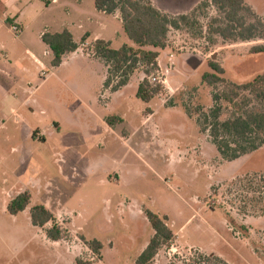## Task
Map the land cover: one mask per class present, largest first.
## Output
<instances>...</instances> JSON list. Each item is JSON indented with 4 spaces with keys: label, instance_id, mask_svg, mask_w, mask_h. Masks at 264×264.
I'll return each instance as SVG.
<instances>
[{
    "label": "rangeland",
    "instance_id": "obj_1",
    "mask_svg": "<svg viewBox=\"0 0 264 264\" xmlns=\"http://www.w3.org/2000/svg\"><path fill=\"white\" fill-rule=\"evenodd\" d=\"M202 1L151 0L171 16L190 15ZM76 2L60 0L46 7L33 0L31 16L21 20L23 35L19 29L13 31L19 35H11L29 41L45 64L24 60L30 73L22 75V82L34 115L26 108L22 113H27L30 129H40L46 141H32L18 130L6 140L15 130L12 122L7 131H0V177L7 179L3 185L0 178V264H74L78 257L95 264H135L154 234L145 210L166 217L174 234L154 264H181V258L194 252L218 256L228 264H264V198L256 192L258 178L251 191L247 183H236L264 175V147L226 162L208 134L200 133L195 113L207 112L213 106L212 93L226 87L202 82L208 61L224 69L228 84L240 85L264 73V54H250L264 40L233 43L209 36L207 26L220 14L214 7L199 10L187 28L170 29L167 47L160 52L154 76L164 80L165 91L150 103L137 99L136 85L143 78L137 72L129 88L108 104L102 62L80 51L63 57L53 70L51 54L43 55L39 34L45 30L66 29L82 51L91 46L80 40L88 31L91 43L100 31L85 21L87 14H97L94 2ZM245 3L264 19V0ZM100 17L107 24L102 33L111 48L131 44L121 24ZM108 116L125 121L107 130ZM29 182V206L10 216L7 204ZM35 205H44L54 215L65 231L63 240L52 242L44 229L32 226L29 211ZM91 240L103 246L100 260L84 244Z\"/></svg>",
    "mask_w": 264,
    "mask_h": 264
},
{
    "label": "trees",
    "instance_id": "obj_2",
    "mask_svg": "<svg viewBox=\"0 0 264 264\" xmlns=\"http://www.w3.org/2000/svg\"><path fill=\"white\" fill-rule=\"evenodd\" d=\"M42 1L47 4L46 0ZM93 1L98 12L105 15L119 14L123 32L134 45V47L123 45L119 49H113L109 42L96 40L84 50V53L100 60L106 67L102 91L118 92L128 85L134 73L140 72L144 78L139 83L135 96L143 103H150L165 91L163 84L153 85L149 79L159 73V51L167 47L170 29L179 30L182 26L187 28L192 23V16L199 10L206 11L214 7L220 14L209 22L206 30L209 36L216 35L224 41L233 43L264 40V19L258 17L245 0H203L190 15L177 16L159 11L151 0ZM41 39L52 52L53 68H58L65 55L74 53L79 48L72 34L66 29L53 34L46 32ZM84 41L83 38L81 44ZM250 54H264V45L252 47ZM207 65L209 71L202 74V82L213 88L218 84H224L226 87L223 91L212 93L213 106L207 112L195 110L198 114V127L200 133L208 134L211 144L224 161L234 162L264 147V73L240 85L228 84L223 77L225 71L218 63L208 61ZM105 122L109 127H113L121 123L122 119L108 116ZM257 178L260 184L258 189L254 183ZM237 182L247 183V190L251 191L250 186H252L264 198V175L257 177L255 174L252 177L238 179ZM30 202L31 193L25 191L11 199L6 210L10 216H17L26 210ZM209 206L214 208L212 203ZM144 215L154 234L135 264H154L159 251L163 247L170 246L174 234L166 224V217H161L150 210H145ZM29 217L32 226L44 229L48 240L59 242L64 239V229L44 205L33 206L29 211ZM48 224H51V227L47 228ZM84 244L97 260L101 259L100 251L103 246L99 241H84ZM194 253L189 258H181L180 263L228 264L218 256ZM74 264H95V262L78 257Z\"/></svg>",
    "mask_w": 264,
    "mask_h": 264
},
{
    "label": "crops",
    "instance_id": "obj_3",
    "mask_svg": "<svg viewBox=\"0 0 264 264\" xmlns=\"http://www.w3.org/2000/svg\"><path fill=\"white\" fill-rule=\"evenodd\" d=\"M32 1L33 0H0V25H1L0 26V131H2L4 129L7 131V129H8L7 125L9 126V123L12 122L13 125L15 126V128H14L15 130H12V132H9V133H11V135L7 134V137H5L6 140H11L10 137H14L16 134V131L18 130L17 133H19V131H22L24 136L28 139H31L32 141L45 142L46 137L44 136V133L38 128L35 130H32V128L30 129V125H29L30 123L26 119L27 113L26 112H25V114L22 113V110L24 108H26V110L28 112H30L32 116L34 115V112H33L34 109L31 108L26 103L27 99L29 98V95H27L28 92L24 89V85L22 82V80H23L22 75L25 74L27 77V75L30 73L28 67L25 66L24 60L29 59L30 61L33 62V65L40 66V67H42L45 64L42 61V59L39 58V54L36 53V51L31 46L29 41H25V40H21V39H11V35L12 34L15 35V33H13V31H11V27L13 25L17 26L18 29L20 30L19 34L23 35V25L21 24V20L23 18L29 19V17L31 16L29 9H30V5H31ZM46 2H47V4L45 2H44V4L47 7L48 5L59 3L60 0H46ZM76 3L79 5L80 0H77ZM64 7H65V9L67 8V6H64ZM80 12H81V14L83 13V11L79 10V13ZM96 12L98 15L89 13V14H87L86 19H85L86 23H88L90 26L96 25V27H98V29L100 30L99 32H97L94 35L93 42L96 40H103L105 42H109L110 46H111V41L107 40L102 33V32H106L107 24L105 23V21L100 16H104L105 14L102 12H98L97 10H96ZM105 16L107 18L108 17L111 18L112 20L116 21L118 24L122 25L118 13H115L114 15H105ZM122 30H123V28H122ZM46 32L47 31L45 30V31L40 32V34H39V38H40V40L43 44V47H44V49L42 50L43 55L48 56V53H50L52 58H53L52 52L50 51L49 47L47 45H45L41 39L42 35ZM19 34H17V35H19ZM51 34H53V33H51ZM17 35H15V36H17ZM90 35H91V33L87 31L84 33L83 38L85 39L86 42H88L89 44H92L93 42H91V43L89 42ZM82 39L80 40V42L82 41ZM129 42L131 43L130 45H128V44H125V45L134 47V45L132 44V42L130 40H129ZM78 46H79V44H78ZM82 50H81V48H78V50L76 52L81 51L84 55L88 56L91 59H94L90 55L84 53V51H82ZM162 51L163 50H160L159 53ZM76 52H74V53H76ZM71 54H73V53H71ZM67 55H70V54H67ZM67 55H65V56H67ZM160 57H161V54L158 57V62H159ZM94 60H98V59H94ZM51 61H52V59H51ZM62 61H63V58H62ZM98 61H100V60H98ZM15 64H16V66H15ZM51 69L55 70L57 68H53L51 66ZM105 69H106V67H105ZM50 72L53 73L52 70ZM40 74L43 75L44 72L41 70ZM140 74H142V73H140ZM18 75H19V77H21V80H20L21 82L18 81ZM105 78H106V74H105V77L103 79V82H104ZM143 78H144V75H143ZM143 78L141 79V81L143 80ZM166 80H167V78L165 79V81ZM103 82H102V85H103ZM139 83H137V85H136L137 87H138ZM130 84H132L131 81H129L128 85L123 87L118 92H115V93L110 92L109 93L110 94V100H109L108 104L116 96L122 94L125 90H127V88H129ZM23 92H24V94H23ZM151 112H153L152 115H154V111L152 109H151ZM120 118L122 119L121 123H124L125 118H123L122 116H120ZM55 127H56V123L54 124V128ZM106 127H107V130L113 131L114 126L109 127L106 124ZM55 130H56V128H55ZM33 135H34V137H33ZM2 177H3V179H2ZM0 178L2 180L1 184L7 185V183H4L7 181V179H5V177L3 175H1ZM18 185H19V183L18 184L16 183L15 185H12V187H15ZM25 185H26L25 189L26 188L27 189L24 190L23 192L29 191L31 193V189L33 188L31 183L29 182Z\"/></svg>",
    "mask_w": 264,
    "mask_h": 264
},
{
    "label": "built area",
    "instance_id": "obj_4",
    "mask_svg": "<svg viewBox=\"0 0 264 264\" xmlns=\"http://www.w3.org/2000/svg\"><path fill=\"white\" fill-rule=\"evenodd\" d=\"M12 31H14V32H18V28H17V26H12ZM149 81H150V83L151 84H163L164 85V80L162 81V80H160L159 79V77H150V79H149Z\"/></svg>",
    "mask_w": 264,
    "mask_h": 264
}]
</instances>
